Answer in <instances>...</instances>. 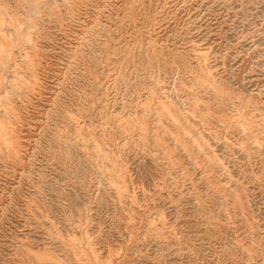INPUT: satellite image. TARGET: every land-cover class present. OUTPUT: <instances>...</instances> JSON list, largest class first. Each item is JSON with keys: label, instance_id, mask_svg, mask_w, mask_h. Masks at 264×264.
<instances>
[{"label": "rangeland", "instance_id": "rangeland-1", "mask_svg": "<svg viewBox=\"0 0 264 264\" xmlns=\"http://www.w3.org/2000/svg\"><path fill=\"white\" fill-rule=\"evenodd\" d=\"M0 264H264V0H0Z\"/></svg>", "mask_w": 264, "mask_h": 264}, {"label": "bare ground", "instance_id": "bare-ground-1", "mask_svg": "<svg viewBox=\"0 0 264 264\" xmlns=\"http://www.w3.org/2000/svg\"><path fill=\"white\" fill-rule=\"evenodd\" d=\"M2 24V23H1ZM142 129V128H141ZM9 143V142H8ZM13 145V144H12Z\"/></svg>", "mask_w": 264, "mask_h": 264}]
</instances>
